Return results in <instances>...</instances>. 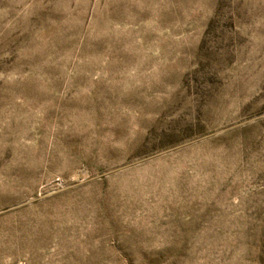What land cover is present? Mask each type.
<instances>
[{"label":"rangeland","instance_id":"374dc122","mask_svg":"<svg viewBox=\"0 0 264 264\" xmlns=\"http://www.w3.org/2000/svg\"><path fill=\"white\" fill-rule=\"evenodd\" d=\"M0 264H264V0H0Z\"/></svg>","mask_w":264,"mask_h":264}]
</instances>
